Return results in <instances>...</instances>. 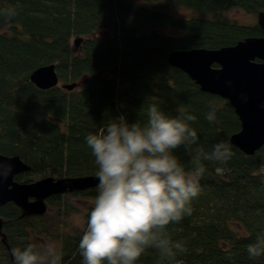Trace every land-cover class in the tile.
Masks as SVG:
<instances>
[{
    "label": "trees",
    "instance_id": "16d2710c",
    "mask_svg": "<svg viewBox=\"0 0 264 264\" xmlns=\"http://www.w3.org/2000/svg\"><path fill=\"white\" fill-rule=\"evenodd\" d=\"M171 7L193 12L176 14ZM236 7L256 14L264 0H0V12L16 11L11 26L0 18V152L16 154L29 168L14 176L31 181L43 176L97 175L98 165L85 137L113 117L147 121L156 104L176 116L183 109L198 142L191 152L175 151L191 169L196 150L210 152L221 141L234 155L224 164L204 161L206 172L193 209L167 235L184 244L182 264H264L247 246L264 234V143L245 154L229 141L239 119L229 102L202 91L182 70L167 62L174 48H216L263 33L255 22L227 14ZM81 38L77 46L73 38ZM53 63L58 83L39 88L28 78L41 64ZM216 65V64H213ZM75 82L74 87H61ZM214 106L216 119L205 113ZM97 185L56 193L42 213H27L12 201L0 205V264H14L12 249L55 241L59 264H84L79 242L97 196ZM71 196H88L85 226L65 228L75 205ZM135 264H160L147 249Z\"/></svg>",
    "mask_w": 264,
    "mask_h": 264
},
{
    "label": "clouds",
    "instance_id": "9594fccd",
    "mask_svg": "<svg viewBox=\"0 0 264 264\" xmlns=\"http://www.w3.org/2000/svg\"><path fill=\"white\" fill-rule=\"evenodd\" d=\"M15 9L0 12L11 26ZM216 119L214 106L205 113ZM196 117L183 109L170 116L152 104L147 121L128 122L113 117L99 132L85 137L98 165L97 196L79 242L84 264H135L149 248L159 253L160 264H182L184 244L167 235L170 223L192 214V201L201 192L204 161L224 164L234 155L230 143L221 141L210 152L197 149L187 169L174 154L181 147L191 152L198 142L191 127ZM251 258L264 255V234L247 246ZM14 264H59L52 242L12 249Z\"/></svg>",
    "mask_w": 264,
    "mask_h": 264
},
{
    "label": "water",
    "instance_id": "95a60500",
    "mask_svg": "<svg viewBox=\"0 0 264 264\" xmlns=\"http://www.w3.org/2000/svg\"><path fill=\"white\" fill-rule=\"evenodd\" d=\"M257 24L264 29V10L256 13ZM81 38H73L77 46ZM167 62L182 70L202 91L225 98L239 119V129L229 141L245 154L264 143V36H245L234 44L216 48H174ZM216 64V65H213ZM39 88L58 83L53 63L41 64L28 74ZM71 89L75 82H62ZM29 166L16 154L0 152V205L12 201L27 213H42L45 199L56 193L81 190L99 183L96 174L43 176L31 181L14 178Z\"/></svg>",
    "mask_w": 264,
    "mask_h": 264
},
{
    "label": "rangeland",
    "instance_id": "374dc122",
    "mask_svg": "<svg viewBox=\"0 0 264 264\" xmlns=\"http://www.w3.org/2000/svg\"><path fill=\"white\" fill-rule=\"evenodd\" d=\"M170 11L176 14L189 15L193 12L182 8L171 7ZM227 14L234 17L238 22L248 23L255 21V14L248 13L241 8L233 7L227 10ZM71 201L75 205L76 210L69 212L65 218V228L71 232H80L85 226V212L87 205L91 199L88 196H71ZM44 212V211H43ZM44 242H52L54 245L55 241L45 239Z\"/></svg>",
    "mask_w": 264,
    "mask_h": 264
},
{
    "label": "flooded vegetation",
    "instance_id": "af4514ba",
    "mask_svg": "<svg viewBox=\"0 0 264 264\" xmlns=\"http://www.w3.org/2000/svg\"><path fill=\"white\" fill-rule=\"evenodd\" d=\"M257 13V12H256ZM256 24H257V22H256V14H255V21H254ZM258 25V24H257ZM259 26V25H258ZM260 27V26H259ZM261 28V27H260ZM262 29V28H261ZM262 31H263V33L262 34H260V35H258V36H264V29H262Z\"/></svg>",
    "mask_w": 264,
    "mask_h": 264
}]
</instances>
